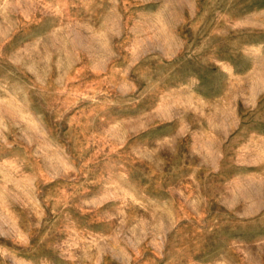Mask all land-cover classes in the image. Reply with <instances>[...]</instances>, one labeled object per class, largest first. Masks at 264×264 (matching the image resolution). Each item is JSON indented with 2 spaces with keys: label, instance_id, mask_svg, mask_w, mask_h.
<instances>
[{
  "label": "rangeland",
  "instance_id": "374dc122",
  "mask_svg": "<svg viewBox=\"0 0 264 264\" xmlns=\"http://www.w3.org/2000/svg\"><path fill=\"white\" fill-rule=\"evenodd\" d=\"M0 264H264V0H0Z\"/></svg>",
  "mask_w": 264,
  "mask_h": 264
}]
</instances>
